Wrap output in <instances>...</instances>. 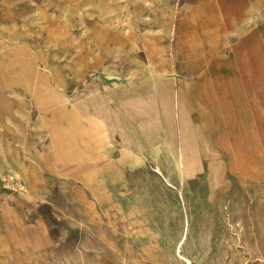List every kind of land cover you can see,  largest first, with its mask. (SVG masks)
I'll return each instance as SVG.
<instances>
[{
    "label": "rangeland",
    "instance_id": "obj_1",
    "mask_svg": "<svg viewBox=\"0 0 264 264\" xmlns=\"http://www.w3.org/2000/svg\"><path fill=\"white\" fill-rule=\"evenodd\" d=\"M0 264H264V0H0Z\"/></svg>",
    "mask_w": 264,
    "mask_h": 264
},
{
    "label": "bare ground",
    "instance_id": "obj_2",
    "mask_svg": "<svg viewBox=\"0 0 264 264\" xmlns=\"http://www.w3.org/2000/svg\"><path fill=\"white\" fill-rule=\"evenodd\" d=\"M176 96H177V95H176ZM157 98H158V97H157ZM161 99H162V101H163V103H164V97H163V96L161 97ZM163 107H164V104H163Z\"/></svg>",
    "mask_w": 264,
    "mask_h": 264
},
{
    "label": "crops",
    "instance_id": "obj_3",
    "mask_svg": "<svg viewBox=\"0 0 264 264\" xmlns=\"http://www.w3.org/2000/svg\"><path fill=\"white\" fill-rule=\"evenodd\" d=\"M68 117H69V115H68ZM71 124H73V123H71ZM73 131H74V130H73ZM73 131H72V132H73ZM55 137H57V136H55Z\"/></svg>",
    "mask_w": 264,
    "mask_h": 264
}]
</instances>
